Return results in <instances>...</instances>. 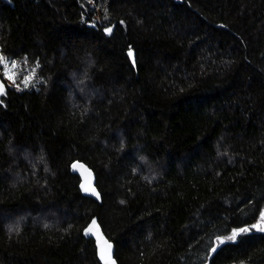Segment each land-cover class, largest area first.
I'll use <instances>...</instances> for the list:
<instances>
[{"label":"trees","instance_id":"obj_1","mask_svg":"<svg viewBox=\"0 0 264 264\" xmlns=\"http://www.w3.org/2000/svg\"><path fill=\"white\" fill-rule=\"evenodd\" d=\"M107 3L111 34L88 0H0V53L39 79L0 95V264H101L94 219L116 264H221L264 244L255 229L217 240L264 212V19Z\"/></svg>","mask_w":264,"mask_h":264},{"label":"rangeland","instance_id":"obj_2","mask_svg":"<svg viewBox=\"0 0 264 264\" xmlns=\"http://www.w3.org/2000/svg\"><path fill=\"white\" fill-rule=\"evenodd\" d=\"M207 3V5L213 9L220 10V11H241V7H243L245 12L247 11L248 14H244L245 24L247 25L248 22H250V15H254L255 17L264 19V14L260 12V10H257L256 8L250 6L247 3V0H201ZM91 7L94 8V14L93 19L100 22L102 25L106 28L111 27L112 20L109 14L107 13V2L109 0H88ZM85 11V9H84ZM250 14V15H249ZM1 54V53H0ZM7 61L10 63L12 61L17 62L18 68L15 69L18 73L17 75V83L20 85L19 89L12 84L7 79L3 78V72L4 68L3 66H0V76L4 79L6 82V85L10 88H13L15 90H23V89H36L37 84L39 82L38 76L36 74V71L34 72V75L32 76V82L29 83L28 87H24L22 83H20L21 80H23L25 75H28L32 69L35 67L33 66H27L25 64H20L15 59H10L8 57ZM221 264H264V244L261 245H250L245 248H243L241 251L224 256L222 259Z\"/></svg>","mask_w":264,"mask_h":264},{"label":"snow or ice","instance_id":"obj_3","mask_svg":"<svg viewBox=\"0 0 264 264\" xmlns=\"http://www.w3.org/2000/svg\"><path fill=\"white\" fill-rule=\"evenodd\" d=\"M123 23V22H121ZM113 29L111 27L106 28L105 32L108 34H111ZM129 57L133 56V51L129 49L128 52ZM133 63L135 61L133 60ZM0 66H3L4 72H3V78L10 81L12 84H14L19 89V84L17 83V75L18 73L14 71L18 68V64L15 61L8 62L7 58L0 54ZM38 67V65H37ZM35 69H32L28 75H25L23 80L20 81L24 85V87H28L29 83L32 82V76L34 75ZM6 92V87L2 80H0V95H4ZM73 167H77V165H73ZM80 167H83L82 165ZM91 175V173H89ZM81 187L85 191H90L92 195H95L97 199L100 198V193L96 191L95 187H93L91 184H89L87 187L85 185H81ZM260 221H264V212L260 213ZM258 221L256 224L251 225L250 228H239V229H233L231 232V235L225 236V237H217V240L219 244H224L227 241H235L237 237L241 234L247 233L252 229H255L257 231L264 232V225L261 224V222ZM97 234L99 233V226L94 219L89 225V227L86 229L85 234ZM102 240V246H101V259L105 261V264H116L115 260L112 258V244L109 243L107 240H104L102 237L98 235V242ZM216 251V247L212 248V252Z\"/></svg>","mask_w":264,"mask_h":264},{"label":"water","instance_id":"obj_4","mask_svg":"<svg viewBox=\"0 0 264 264\" xmlns=\"http://www.w3.org/2000/svg\"><path fill=\"white\" fill-rule=\"evenodd\" d=\"M0 80L3 81L4 85L6 84L5 81L2 79V77L0 76ZM7 85H5L6 87ZM73 165H77V167H73ZM83 166V167H80V166ZM70 168H71V171L72 173H75L79 176V179H80V182H79V187L80 189L82 190L83 194H85L86 196H89L91 197L92 199H95V200H99L97 199V197L95 195H92L90 191H85L81 185H85L86 187L91 184L93 187H95V177H94V174L93 172L91 171L90 168H88L82 161H79V160H74L71 165H70ZM89 173H91V175H89ZM96 189V187H95ZM97 191V189H96ZM98 192V191H97ZM98 224V223H97ZM90 224H88V226H86L85 230H84V233L86 231V229L89 227ZM99 226V233L98 235L100 237H102L104 240H107L109 243L112 244V258L114 259V252H115V248H114V244L109 241L106 237H104V233L100 227V225L98 224ZM86 235V234H85ZM98 235L97 234H92V233H89L86 235V237H90V238H93L94 240V243H95V247H96V255H97V258L99 260V262L101 264H105V261L103 259H101V246H102V240L98 242ZM115 260V259H114Z\"/></svg>","mask_w":264,"mask_h":264}]
</instances>
